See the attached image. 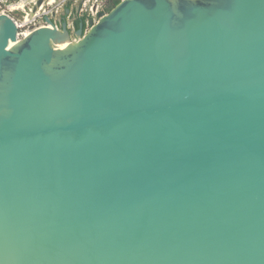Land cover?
<instances>
[{"label":"water","instance_id":"1","mask_svg":"<svg viewBox=\"0 0 264 264\" xmlns=\"http://www.w3.org/2000/svg\"><path fill=\"white\" fill-rule=\"evenodd\" d=\"M19 32L0 13V264H264V0Z\"/></svg>","mask_w":264,"mask_h":264},{"label":"built area","instance_id":"2","mask_svg":"<svg viewBox=\"0 0 264 264\" xmlns=\"http://www.w3.org/2000/svg\"><path fill=\"white\" fill-rule=\"evenodd\" d=\"M55 2L56 0H43L41 5L38 6L40 10L45 8L43 10L41 21L37 22V19L34 18L33 20H30L28 16L24 17L23 20L15 18L10 15L14 21L16 22L19 33L18 38H23L26 36V33H29L31 29H36L41 26H56L60 27V21L58 19L59 17V10L58 8L55 9ZM46 5V7H45ZM65 0L62 2V6H66ZM108 6H109V0H81L80 4H74L70 5V10L67 12V19L71 20L74 17H83L85 18V26H84V32H86L93 24H95L101 14H106L108 12ZM12 11L18 9L16 6H11ZM49 18L52 23H48L45 18ZM23 29H26L25 31H22Z\"/></svg>","mask_w":264,"mask_h":264},{"label":"rangeland","instance_id":"3","mask_svg":"<svg viewBox=\"0 0 264 264\" xmlns=\"http://www.w3.org/2000/svg\"><path fill=\"white\" fill-rule=\"evenodd\" d=\"M9 0H0V13H9L11 16L23 20L24 17L28 16L30 20H33L34 18L37 19V22L41 21V16L43 13V8L40 10V8L36 7L38 0H14L11 4L8 3ZM46 1V0H45ZM64 0H56L55 2V9L58 8L59 13L64 12V7L62 6V2ZM81 0H65V3H72L74 4H80ZM11 6H16L18 9L12 11ZM46 7V5H45ZM26 29H23L22 31H25Z\"/></svg>","mask_w":264,"mask_h":264},{"label":"flooded vegetation","instance_id":"4","mask_svg":"<svg viewBox=\"0 0 264 264\" xmlns=\"http://www.w3.org/2000/svg\"><path fill=\"white\" fill-rule=\"evenodd\" d=\"M66 14H67V12H65V11L64 12L62 11V12L59 13L58 19L60 21V24H62L63 21H67L69 29L71 31H75L78 28L77 24H76V22L78 21V17H74L71 20H68Z\"/></svg>","mask_w":264,"mask_h":264},{"label":"trees","instance_id":"5","mask_svg":"<svg viewBox=\"0 0 264 264\" xmlns=\"http://www.w3.org/2000/svg\"><path fill=\"white\" fill-rule=\"evenodd\" d=\"M12 1H14V0H9L8 1V3L9 4H11L12 3ZM121 0H109V6H108V11L110 10V9H112L116 4H118L119 2H120ZM70 5H71V3H68L64 8V11L66 12L67 10H70ZM83 24V26H85V18H83V17H79L78 18V21L76 22V24H77V27H79V25L80 24Z\"/></svg>","mask_w":264,"mask_h":264},{"label":"bare ground","instance_id":"6","mask_svg":"<svg viewBox=\"0 0 264 264\" xmlns=\"http://www.w3.org/2000/svg\"><path fill=\"white\" fill-rule=\"evenodd\" d=\"M28 34V33H26ZM66 46V44H63V45H59L60 48H64Z\"/></svg>","mask_w":264,"mask_h":264}]
</instances>
